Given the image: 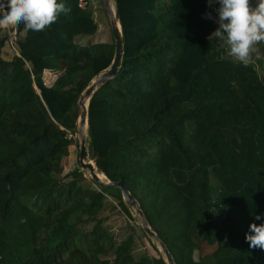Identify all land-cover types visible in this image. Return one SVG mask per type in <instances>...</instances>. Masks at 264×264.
I'll return each instance as SVG.
<instances>
[{
	"label": "trees",
	"instance_id": "obj_1",
	"mask_svg": "<svg viewBox=\"0 0 264 264\" xmlns=\"http://www.w3.org/2000/svg\"><path fill=\"white\" fill-rule=\"evenodd\" d=\"M58 2L70 11L50 27L16 29L11 59L0 30V264H166L135 253L151 242L141 226L119 240L106 226V210L135 220L118 188L79 164L63 175L79 97L110 67L114 38L79 45L97 31L91 5ZM208 2L113 0L123 55L90 98L88 159L124 183L175 264H194L193 251L198 264H264L246 241L264 224V43L246 67L230 57L209 39Z\"/></svg>",
	"mask_w": 264,
	"mask_h": 264
},
{
	"label": "clouds",
	"instance_id": "obj_2",
	"mask_svg": "<svg viewBox=\"0 0 264 264\" xmlns=\"http://www.w3.org/2000/svg\"><path fill=\"white\" fill-rule=\"evenodd\" d=\"M217 0H209V3ZM219 27L209 37L227 46V54L245 67L251 62L255 46L264 43V0H218ZM70 11L58 0H0V30L18 29L39 32ZM262 217L256 215L255 219ZM246 241L252 249L264 250V224L252 223ZM198 264L196 251L192 253Z\"/></svg>",
	"mask_w": 264,
	"mask_h": 264
},
{
	"label": "water",
	"instance_id": "obj_3",
	"mask_svg": "<svg viewBox=\"0 0 264 264\" xmlns=\"http://www.w3.org/2000/svg\"><path fill=\"white\" fill-rule=\"evenodd\" d=\"M106 14L109 16V23L114 38V56L110 67L101 73L97 78L92 80L90 85L85 89L81 94L78 100L79 107V117L77 121V135L79 136V153H78V162L81 170H88L91 180L96 182L99 186L118 188L121 192L123 202L128 206L131 211V214L138 217L140 220L141 228L144 231L145 235L152 239L159 246L160 252L165 259L166 264H175L174 259L170 252L168 251L166 245L162 240L154 233L149 227L147 220L140 210L138 204L126 188L123 182H111L106 179L105 176L101 179L95 167V164L91 163L88 159L87 148H86V136L84 135L83 128L87 124V115H88V105L92 94L98 89L99 86H102L115 78L117 72L121 66V60L123 55V39L121 34L120 25L118 26V17L115 8V14H112L111 3L113 0H101ZM115 6V5H114ZM3 39H8L4 37ZM87 103V105H86Z\"/></svg>",
	"mask_w": 264,
	"mask_h": 264
},
{
	"label": "rangeland",
	"instance_id": "obj_4",
	"mask_svg": "<svg viewBox=\"0 0 264 264\" xmlns=\"http://www.w3.org/2000/svg\"><path fill=\"white\" fill-rule=\"evenodd\" d=\"M87 3L91 5V11L93 13V17L95 19V22L97 24V31L94 35L90 37H83L80 39H77V43L79 45L85 46L89 44H105L111 42L110 37V23H109V16L103 12L101 5L99 4L98 0H80V9L85 10L87 8ZM113 6L114 3L112 2ZM115 7V6H114ZM220 7V4L217 0V2L209 3L208 2V8L209 11L206 13L205 17L207 19L215 20V22L218 24V12L217 9ZM219 25V24H218ZM14 45V42H13ZM10 44L4 48V56L5 59H11L15 51L10 49ZM16 54V53H15ZM108 69V68H107ZM106 69V70H107ZM104 70V71H106ZM103 71V72H104ZM101 72V73H103ZM96 77L97 78L99 75ZM61 74V71L56 72H45L44 73V82L47 86L50 85V83L55 79L54 77H58ZM96 80V79H95ZM92 82V81H91ZM87 128V127H86ZM87 131V129H85ZM85 131V134H86ZM72 137V136H70ZM73 140L76 141L72 146L69 147V154L66 158L62 160V167H63V175L67 174L69 171H71L74 167H77L79 164L78 162V153H79V136L76 134L72 137ZM83 171V170H81ZM85 173L86 180H91V176L88 172V170L83 171ZM135 220L131 221L127 219L125 216H123L121 213L117 211H111L106 210L102 213L101 217L106 218V226L110 230V232L113 234L115 239L119 240L123 237H125L128 233L127 224H129L132 227L138 228L141 226L140 220L138 217L132 215ZM151 242H149L147 239L142 238L140 243H137L135 246V253H144L147 252L152 257H157L161 254L159 246L155 241L150 239ZM153 245L156 247L154 249ZM162 255V254H161ZM163 256V255H162Z\"/></svg>",
	"mask_w": 264,
	"mask_h": 264
},
{
	"label": "built area",
	"instance_id": "obj_5",
	"mask_svg": "<svg viewBox=\"0 0 264 264\" xmlns=\"http://www.w3.org/2000/svg\"><path fill=\"white\" fill-rule=\"evenodd\" d=\"M7 34V37H8V43L10 44V46L13 48V50L16 52L14 46H13V42H14V39H15V35H16V29H8V30H4ZM55 78V77H54Z\"/></svg>",
	"mask_w": 264,
	"mask_h": 264
},
{
	"label": "bare ground",
	"instance_id": "obj_6",
	"mask_svg": "<svg viewBox=\"0 0 264 264\" xmlns=\"http://www.w3.org/2000/svg\"><path fill=\"white\" fill-rule=\"evenodd\" d=\"M111 11H112V14L114 15L115 14V7L113 6V4L111 3ZM118 26H119V24H118ZM86 105H87V103H86ZM87 127V124L84 126V128H83V132H84V135L86 136V134H85V129H87L86 128ZM91 163L93 164V162L91 161ZM99 177L102 179L103 178V175H99Z\"/></svg>",
	"mask_w": 264,
	"mask_h": 264
}]
</instances>
